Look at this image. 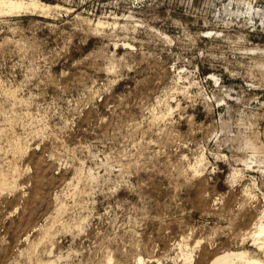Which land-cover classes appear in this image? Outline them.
<instances>
[{
  "label": "rangeland",
  "instance_id": "1",
  "mask_svg": "<svg viewBox=\"0 0 264 264\" xmlns=\"http://www.w3.org/2000/svg\"><path fill=\"white\" fill-rule=\"evenodd\" d=\"M36 1L0 14V264L264 260V0Z\"/></svg>",
  "mask_w": 264,
  "mask_h": 264
},
{
  "label": "bare ground",
  "instance_id": "2",
  "mask_svg": "<svg viewBox=\"0 0 264 264\" xmlns=\"http://www.w3.org/2000/svg\"><path fill=\"white\" fill-rule=\"evenodd\" d=\"M247 1V0H246ZM44 3V2H43ZM40 3L39 1L36 0H0V14H14V13H19L23 10H29V9H41V10H45V9H49L50 6ZM252 4V3H251ZM249 2L246 3V5L248 6V9L250 12L256 15H260V10L258 9H254L252 7ZM53 5V4H52ZM56 6V5H55ZM61 6V5H60ZM231 6V4H230ZM229 6V7H230ZM58 7V6H57ZM38 10V9H37ZM228 10V9H227ZM50 11V10H49ZM25 12V11H23ZM29 12V11H28ZM228 12V11H227ZM264 12V11H263ZM43 13V12H42ZM45 13V12H44ZM230 13V12H228ZM246 13V12H245ZM262 13V12H261ZM251 15V14H250ZM249 16V14H248ZM264 16V13L261 15ZM252 18V16H251ZM250 18V19H251ZM99 25H103L104 22L98 20L97 22ZM108 23V22H107ZM106 23V24H107ZM109 24V23H108ZM117 24V23H116ZM115 25V23L113 24V26ZM112 26V25H111ZM100 27V26H97ZM102 27V26H101ZM100 27V28H101ZM126 45H129L131 47L130 44L125 43ZM133 47V46H132ZM257 50V49H256ZM261 50V49H260ZM258 52V51H257ZM261 53V52H260ZM264 54V53H263ZM20 146V145H19ZM20 151V150H19ZM198 172V171H197ZM239 172V171H238ZM237 171H234L233 178L234 180L236 179V175H238ZM232 178V177H231ZM1 185V184H0ZM13 185V183H12ZM17 185V184H16ZM4 186V185H3ZM4 188V187H3ZM7 189V188H6ZM8 192V191H7ZM11 192V191H10ZM9 192V193H10ZM250 193V192H249ZM253 196V195H252ZM254 197V196H253ZM260 217V216H259ZM257 221V220H256ZM78 226V225H77ZM68 227V226H67ZM79 228V227H78ZM71 231V229H70ZM45 234V233H44ZM254 240V243H256L257 245H259V248H263L264 245V241H262L264 239V214L263 216H261L258 221L255 223L254 225V231H252V236H251ZM44 239V238H42ZM247 249V248H246ZM246 249H240V250H225L224 252L217 254L215 257H213L208 264H264V260L261 259L260 257L257 256H251L249 251ZM260 250V249H258ZM187 259H189L191 262L193 261V257L191 255H188ZM144 259H142L141 257L138 258L137 263L138 264H143ZM110 263V262H108ZM107 263V264H108ZM47 264H53V262H47Z\"/></svg>",
  "mask_w": 264,
  "mask_h": 264
}]
</instances>
